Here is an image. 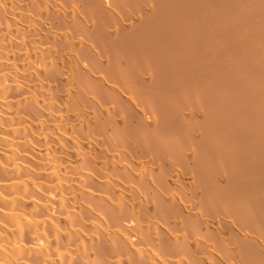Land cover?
I'll use <instances>...</instances> for the list:
<instances>
[{
    "label": "bare ground",
    "instance_id": "6f19581e",
    "mask_svg": "<svg viewBox=\"0 0 264 264\" xmlns=\"http://www.w3.org/2000/svg\"><path fill=\"white\" fill-rule=\"evenodd\" d=\"M0 264H264V0H0Z\"/></svg>",
    "mask_w": 264,
    "mask_h": 264
}]
</instances>
